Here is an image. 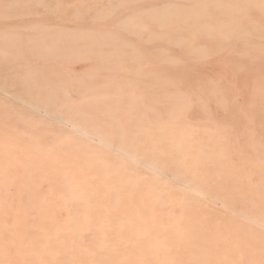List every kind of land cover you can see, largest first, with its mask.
Masks as SVG:
<instances>
[{
	"label": "rangeland",
	"instance_id": "obj_1",
	"mask_svg": "<svg viewBox=\"0 0 264 264\" xmlns=\"http://www.w3.org/2000/svg\"><path fill=\"white\" fill-rule=\"evenodd\" d=\"M0 264H264V0H0Z\"/></svg>",
	"mask_w": 264,
	"mask_h": 264
}]
</instances>
